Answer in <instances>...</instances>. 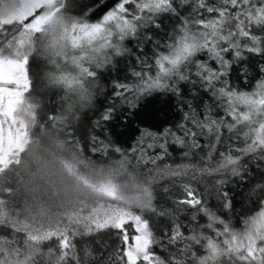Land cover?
<instances>
[{"label": "snow or ice", "instance_id": "1", "mask_svg": "<svg viewBox=\"0 0 264 264\" xmlns=\"http://www.w3.org/2000/svg\"><path fill=\"white\" fill-rule=\"evenodd\" d=\"M0 264H264V0H0Z\"/></svg>", "mask_w": 264, "mask_h": 264}, {"label": "trees", "instance_id": "2", "mask_svg": "<svg viewBox=\"0 0 264 264\" xmlns=\"http://www.w3.org/2000/svg\"><path fill=\"white\" fill-rule=\"evenodd\" d=\"M254 63V61H253ZM36 71L39 73L41 72L40 68H37ZM118 75L121 79L125 75V73L121 72L116 74ZM233 82L238 84L240 87H243V85L240 83L238 79H236L235 75L233 76ZM55 103V101H54ZM50 110V109H46ZM167 113L168 117H172L174 115V110L171 108V105H166L165 103L161 101H154L147 110L143 113V116L146 118V120L149 123L155 124L157 121H160L161 118L164 116V114ZM174 157H177V153H173ZM254 176L258 178V173H253ZM244 186H241V188L236 189V194H237V199H243V197L240 195L242 188Z\"/></svg>", "mask_w": 264, "mask_h": 264}]
</instances>
